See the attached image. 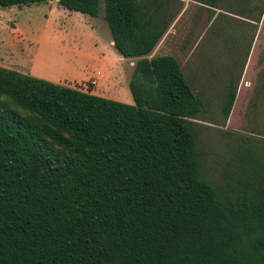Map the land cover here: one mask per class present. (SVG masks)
Instances as JSON below:
<instances>
[{"label": "trees", "instance_id": "1", "mask_svg": "<svg viewBox=\"0 0 264 264\" xmlns=\"http://www.w3.org/2000/svg\"><path fill=\"white\" fill-rule=\"evenodd\" d=\"M195 1L253 21L249 44L261 22L257 52L264 0ZM102 2L115 50L137 58L133 103L0 66V264H264V164L243 148L228 191L203 178L202 98L172 54L147 57L182 1L57 0L91 17Z\"/></svg>", "mask_w": 264, "mask_h": 264}, {"label": "rangeland", "instance_id": "2", "mask_svg": "<svg viewBox=\"0 0 264 264\" xmlns=\"http://www.w3.org/2000/svg\"><path fill=\"white\" fill-rule=\"evenodd\" d=\"M182 3L173 26L154 52L177 56L189 84L202 98L204 109L193 119L202 152L201 173L228 191L229 184L234 185L241 175L237 157L241 149L248 148L264 164V36L247 67L246 55L252 43L248 40L244 46L241 40L244 34L249 38L251 23L240 24L221 13L213 18L195 0ZM104 13L103 2L96 18L69 10L57 0L0 5V66L133 103L129 81L136 59H120L109 44ZM185 43H190L189 47L180 53L179 45ZM221 45L224 50L218 49ZM230 79L236 98L224 118L222 105ZM253 173L250 170L252 177Z\"/></svg>", "mask_w": 264, "mask_h": 264}, {"label": "crops", "instance_id": "3", "mask_svg": "<svg viewBox=\"0 0 264 264\" xmlns=\"http://www.w3.org/2000/svg\"><path fill=\"white\" fill-rule=\"evenodd\" d=\"M181 1H183V0H181ZM182 7H183V3H182V6H181L179 12L181 11ZM218 10H219V11H218ZM214 11H215V12L212 14V17H213V18H214V17H217L218 15H220L219 13H221V15H230L231 17L238 19L240 22H241V21H246V22H248V23H251L252 25L254 24L253 21H251V20H249V19H246V18H244V17L238 16V15H236V14H232V13H229V12H226V11H222V10H220V9H214ZM179 12L177 13L176 16H178ZM207 12H208V11H207ZM211 13H212V12H211ZM176 16H175V17L172 19V21L170 22V24H169V26H168L166 32L164 33V35H163L162 38L160 39V42H162V41L166 38V35L168 34L167 31H168V29L170 28V26H173V25H171V23L175 20ZM96 17H97V16H96ZM96 17H92V18H96ZM232 21H235V20L232 19ZM237 22H238V21H237ZM238 23H239V22H238ZM242 23L245 24L244 22H241L240 24H242ZM248 25H249V24H247V27H248ZM259 25H261V22L259 23ZM248 28H249V27H248ZM248 30H249V29H248ZM251 30H253V26H252ZM249 31H250V30H249ZM249 35H250V32H249ZM249 38H250V36H249ZM249 38H247L245 34L243 35L241 42H244V43H243L244 46H246V45L248 44V40H249ZM108 40H109V44L113 46V41H112V37H111L110 31H109V38H108ZM256 41H257V33L254 34L253 41H252V44H251V48H250L249 53H248V57H249V59L247 60V67H248V65L250 64V60H251V57H252V53H253V50H254V47H255ZM158 43H159V42H158ZM189 44H190V43H189ZM189 44L185 43V46H184L183 48H182V45H179V48H180V50H181L180 53H182V52H184L185 50H187L188 47H189ZM158 46H159L158 44L155 46L154 50L149 54L150 56H149V55L147 56L148 58H150V57L156 55V52H154V51H155L156 47H158ZM221 46H222V45H221ZM221 46H219L218 49L224 50V47H223V46L221 47ZM113 47H114V46H113ZM116 52H117V51H116ZM153 53H154V54H153ZM161 54H162V53H161ZM169 54H171V53H169ZM118 55H119V54H118ZM172 55H173V54H172ZM173 56L177 58V56H175V55H173ZM119 57H120V59H123V60H126V61L137 59V58H135V57H128V58H125V57H123V56H121V55H119ZM248 57H247V58H248ZM177 60H178V58H177ZM178 62H179V60H178ZM179 64H180V62H179ZM180 66H181V65H180ZM181 68H182V67H181ZM182 70H183V69H182ZM246 70H247V68H246ZM183 73H184V71H183ZM184 75H185V73H184ZM185 76H186V75H185ZM92 92H93V91H92Z\"/></svg>", "mask_w": 264, "mask_h": 264}, {"label": "built area", "instance_id": "4", "mask_svg": "<svg viewBox=\"0 0 264 264\" xmlns=\"http://www.w3.org/2000/svg\"><path fill=\"white\" fill-rule=\"evenodd\" d=\"M98 75L100 76V74H98ZM91 83L95 85L97 83L96 78H93Z\"/></svg>", "mask_w": 264, "mask_h": 264}]
</instances>
